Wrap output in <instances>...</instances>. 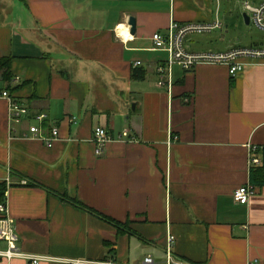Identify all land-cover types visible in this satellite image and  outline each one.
Here are the masks:
<instances>
[{
	"label": "crops",
	"instance_id": "obj_1",
	"mask_svg": "<svg viewBox=\"0 0 264 264\" xmlns=\"http://www.w3.org/2000/svg\"><path fill=\"white\" fill-rule=\"evenodd\" d=\"M226 5L0 0V59L11 58L0 94L46 114L44 136L60 130L52 146L31 138L35 120L12 132L0 97V187L23 252L51 258L42 264H167L168 250L186 264H264V185L252 182L264 151V59H241L236 78L224 64L175 66L172 86L158 85L168 54L152 38L173 22L221 24L191 34L206 36L185 46L192 53L262 48L212 45L240 24ZM97 127L114 138L101 156ZM248 185L249 203H237Z\"/></svg>",
	"mask_w": 264,
	"mask_h": 264
},
{
	"label": "built area",
	"instance_id": "obj_2",
	"mask_svg": "<svg viewBox=\"0 0 264 264\" xmlns=\"http://www.w3.org/2000/svg\"><path fill=\"white\" fill-rule=\"evenodd\" d=\"M244 10L247 15H251L250 20L260 29L264 30V4L254 7L248 2L244 4ZM221 28L220 23H187L180 24L173 22L165 32H157L152 40L154 49L168 54L166 63L160 65L157 69L159 76L158 85L169 86L173 84V68L180 66L185 71L193 70L199 64H224L229 68V74L232 78H236L242 74L246 65L240 60L244 58L264 59V48L261 49H239L230 53H192L185 48L184 42L188 35L195 33L211 32ZM140 62L135 64L139 66ZM17 80H19L17 78ZM0 97L6 99L9 103V121L12 132L25 122L35 120L40 125H30L29 133L31 138L39 139L47 146H52L54 142L60 139V130L56 126L50 128V136L46 137L42 133L41 124H44L48 119L47 115L37 114L31 116L29 108L21 103L17 98H14L9 91H4ZM31 120V121H30ZM129 134L125 132L122 137H127ZM28 137V136H25ZM114 138L103 127H97L94 132V143L96 144V155L101 156L106 144ZM258 151L257 147L252 148V154ZM252 165H260L259 158L252 156L250 160ZM253 194L251 186H244L236 190L234 199L237 203L248 204ZM20 236L16 229L15 220L10 216L6 198L0 203V259L11 261L13 259H23L28 264H42L50 261L51 258L28 254L22 251L20 246ZM174 243V238H170V246ZM5 245V248H3ZM73 264H87L86 262L77 261ZM143 264H155L154 259L149 256L145 258ZM167 264H186L185 262L176 259L170 250L167 254Z\"/></svg>",
	"mask_w": 264,
	"mask_h": 264
},
{
	"label": "rangeland",
	"instance_id": "obj_3",
	"mask_svg": "<svg viewBox=\"0 0 264 264\" xmlns=\"http://www.w3.org/2000/svg\"><path fill=\"white\" fill-rule=\"evenodd\" d=\"M227 3V16H234L236 21H239V25H237V29L235 30H226L224 29L223 34H221L220 38L214 39L212 45L218 46L226 43H222V39H227L231 44H235L237 47L249 46V47H264V30L260 29L254 23H250L247 25L245 22L244 14L246 13L244 10V4L248 2L251 6L258 7L261 3L264 4V0H225ZM224 13V10H223ZM251 17V15H248ZM220 32V31H219ZM229 32V34L227 33ZM225 36V38H222ZM201 35H190L185 40V46L188 49H191L194 46L193 41L197 43L200 40ZM195 43V44H196ZM261 49V48H256Z\"/></svg>",
	"mask_w": 264,
	"mask_h": 264
},
{
	"label": "trees",
	"instance_id": "obj_4",
	"mask_svg": "<svg viewBox=\"0 0 264 264\" xmlns=\"http://www.w3.org/2000/svg\"><path fill=\"white\" fill-rule=\"evenodd\" d=\"M10 67H11V58H2L0 59V72H3V76L6 79L11 78L10 74ZM262 164L260 166H254L252 167V182L256 185H264V151L262 153ZM6 193L5 187H0V203L4 199V195ZM78 205H82L79 202H75ZM105 218V217H104ZM110 223L114 224L120 231H123L125 228L122 226V224L117 223L111 219L105 218ZM126 231V230H125Z\"/></svg>",
	"mask_w": 264,
	"mask_h": 264
},
{
	"label": "water",
	"instance_id": "obj_5",
	"mask_svg": "<svg viewBox=\"0 0 264 264\" xmlns=\"http://www.w3.org/2000/svg\"><path fill=\"white\" fill-rule=\"evenodd\" d=\"M244 18H245L246 24L250 25V23H251L250 17L247 14H244ZM129 24L131 26L132 34H135L136 33V20L135 19H131Z\"/></svg>",
	"mask_w": 264,
	"mask_h": 264
},
{
	"label": "bare ground",
	"instance_id": "obj_6",
	"mask_svg": "<svg viewBox=\"0 0 264 264\" xmlns=\"http://www.w3.org/2000/svg\"><path fill=\"white\" fill-rule=\"evenodd\" d=\"M124 29V28H123Z\"/></svg>",
	"mask_w": 264,
	"mask_h": 264
}]
</instances>
